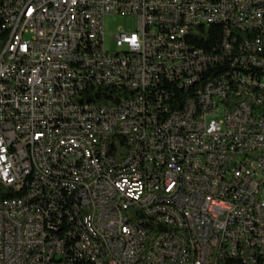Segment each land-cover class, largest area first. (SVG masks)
<instances>
[{
  "label": "built area",
  "instance_id": "2783aa9c",
  "mask_svg": "<svg viewBox=\"0 0 264 264\" xmlns=\"http://www.w3.org/2000/svg\"><path fill=\"white\" fill-rule=\"evenodd\" d=\"M76 1L0 0V264H264V116L248 106L264 91L238 88L264 83V5L92 0L97 11L84 12ZM110 15L131 28L118 29L107 54L90 52L91 42L106 47L94 26L105 30ZM211 25L225 36L203 43ZM239 31L247 43L234 46ZM195 47L212 48L211 58ZM101 85L115 90L102 91L108 104L93 101ZM55 111L69 122H49ZM61 137L105 140L108 154L57 152ZM154 147H187L185 163ZM169 186L178 196L164 199Z\"/></svg>",
  "mask_w": 264,
  "mask_h": 264
},
{
  "label": "bare ground",
  "instance_id": "6f19581e",
  "mask_svg": "<svg viewBox=\"0 0 264 264\" xmlns=\"http://www.w3.org/2000/svg\"><path fill=\"white\" fill-rule=\"evenodd\" d=\"M255 5H264V0H255ZM76 9L84 12H96L97 4L92 0L76 1ZM104 27L94 26V34H98L100 45H105ZM239 31V34H242ZM244 34H242L243 36ZM247 43V37H243L238 42L234 37V46H243ZM182 45L184 50H191L193 46V39L189 37H182ZM99 54H107V47H99V42H91L90 52H97ZM193 56H204V58H211L212 53L205 51L201 47L193 48ZM213 60H221V53H213ZM264 63V55L261 57V64ZM99 64H107V57H99ZM15 68H22V60H15ZM264 87V83L255 82L251 80H238V88ZM248 99L249 108L253 111H258ZM215 102L224 105V107H234V99L230 98V94L225 91H215ZM259 112V111H258ZM264 116V115H263ZM1 121V114H0ZM69 122V115L65 111H55L49 114V122ZM99 122H106V115H99ZM74 128H84V120H74ZM72 152L77 153V156H88L89 162H96V150L99 155L108 154V144L105 140H95V137H86L81 144H76V140L70 137H61L60 142H57V152ZM154 154L156 155H175V163H185V156L187 154V147H154ZM35 161H42V153H35ZM150 166H170V159H150ZM57 170H66V163H57ZM138 165H125V175H137ZM64 182H74V175L64 174ZM178 196V186H169L164 192V199H173ZM162 198V191H151V199ZM12 202H20V195H12ZM237 264H247V257H237Z\"/></svg>",
  "mask_w": 264,
  "mask_h": 264
},
{
  "label": "trees",
  "instance_id": "16d2710c",
  "mask_svg": "<svg viewBox=\"0 0 264 264\" xmlns=\"http://www.w3.org/2000/svg\"><path fill=\"white\" fill-rule=\"evenodd\" d=\"M202 31H203V37H202V42L205 43L207 42V40H209V33L213 34L215 38L217 37V41L220 38V36H225V27H217L215 25H211V26H203L202 27ZM242 34H244L242 36V34L237 33V36H234L238 39V42L240 40L243 39V37H247V32H241ZM203 48L205 51H208L210 53H212V48ZM263 67H264V63H263ZM107 90H111V91H115L112 88H108L106 86H98L97 87V93L95 94V99L93 100L95 103L97 104H108L110 101L114 100L113 95H109V92H102V91H107ZM251 91H264V87L260 88V87H252V89H250ZM250 104H252L259 112H262V114L264 115V102H259L257 101V99H251L250 100ZM1 195H3V193H0Z\"/></svg>",
  "mask_w": 264,
  "mask_h": 264
},
{
  "label": "rangeland",
  "instance_id": "374dc122",
  "mask_svg": "<svg viewBox=\"0 0 264 264\" xmlns=\"http://www.w3.org/2000/svg\"><path fill=\"white\" fill-rule=\"evenodd\" d=\"M124 25L131 28V20H125L124 16L120 15H110L105 19V45L108 49H115L112 37Z\"/></svg>",
  "mask_w": 264,
  "mask_h": 264
}]
</instances>
